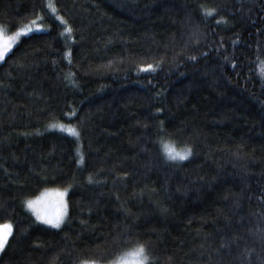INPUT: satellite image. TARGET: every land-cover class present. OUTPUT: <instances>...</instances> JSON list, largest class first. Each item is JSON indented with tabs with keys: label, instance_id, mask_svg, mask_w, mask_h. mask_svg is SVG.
Segmentation results:
<instances>
[{
	"label": "trees",
	"instance_id": "16d2710c",
	"mask_svg": "<svg viewBox=\"0 0 264 264\" xmlns=\"http://www.w3.org/2000/svg\"><path fill=\"white\" fill-rule=\"evenodd\" d=\"M34 22L0 61V264H264V0H0ZM64 189L59 228L24 205Z\"/></svg>",
	"mask_w": 264,
	"mask_h": 264
},
{
	"label": "snow or ice",
	"instance_id": "6c2138e0",
	"mask_svg": "<svg viewBox=\"0 0 264 264\" xmlns=\"http://www.w3.org/2000/svg\"><path fill=\"white\" fill-rule=\"evenodd\" d=\"M51 7V3L49 4ZM215 9H204V12L208 15L212 14ZM62 21L64 20L63 17H59ZM219 19H224L220 17ZM31 23V22H30ZM66 27L65 31L71 33L72 28L71 25L67 24V21H64ZM39 29L42 26L40 24H32L31 26H21L18 27L15 32L11 33V35L5 34V26L0 24V59H3L5 54L8 50L12 47V43L18 39L21 33H27L32 30V28ZM194 59V57H193ZM235 63V62H233ZM141 69H152L154 70V65L151 63L148 64H141ZM259 71L262 75H264V62L261 63L259 66ZM71 75V73H69ZM156 111H160L157 109ZM71 115V114H69ZM50 128H60L65 131L72 132L74 135L79 138V131L75 128L69 126L65 128V125L62 122H53L48 125ZM161 148L166 157L169 160H185L192 154V147L191 145H184L181 148H177L175 143L168 140H161ZM79 151V149H77ZM81 161L83 160V154H80ZM91 179V177H89ZM67 189L60 191L61 200L59 201V206L54 212H50L47 210V206L41 200L40 197L28 198L24 201L25 207L32 210L33 215L35 216L36 220L43 221L46 224L53 225L54 227L59 228L61 223L63 222L64 215L66 212V203L63 201L62 197L64 192ZM12 233V224L9 221H4L0 223V249L5 247V244L8 240L9 235ZM132 255L138 257L132 264H149L150 257L148 255L146 246L143 243H138L133 249L129 250ZM81 264H96V261H81ZM116 264H127L126 261L120 260L116 262Z\"/></svg>",
	"mask_w": 264,
	"mask_h": 264
},
{
	"label": "rangeland",
	"instance_id": "374dc122",
	"mask_svg": "<svg viewBox=\"0 0 264 264\" xmlns=\"http://www.w3.org/2000/svg\"><path fill=\"white\" fill-rule=\"evenodd\" d=\"M33 24H36L35 22ZM32 25V24H31ZM31 25H27V26H31ZM34 29L36 28H32L31 31H33ZM31 31L27 32V33H21L18 37V39H16L13 43H12V47L8 50V52L27 34H29ZM15 32V31H13ZM11 31H9L6 27H5V34L6 35H11V33H13ZM7 52V53H8ZM6 53V54H7ZM5 54V55H6ZM2 59H0L1 61ZM64 124V123H63ZM65 125V128H68L69 126L64 124ZM72 127V126H71ZM52 128H55V127H52ZM56 129H60V128H56ZM60 130H63V129H60ZM65 131V130H63ZM69 134L71 135H74L72 132H69L67 131ZM177 147V146H176ZM177 148H181V147H177ZM176 161V160H175ZM60 191L62 190H47L45 192H43L40 196L41 200L44 202V204L47 206V210L50 211V212H54L56 211V209L58 208L59 206V201L61 200V196H60ZM63 201L66 203V212H65V215H64V219H63V222L66 218V215H67V191L64 192L63 194V197H62ZM27 211L35 218V216L33 215L32 213V210L27 208ZM46 226H49V227H53V228H57V227H54L53 225H50V224H46L44 223L43 221H38ZM62 222V223H63ZM61 223V225H62ZM60 225V227H61ZM11 235V234H10ZM9 235V236H10ZM9 238V237H8ZM134 248V247H133ZM131 248V249H133ZM131 249H128L126 252H124L115 262L113 263H110V264H116V262L120 261V260H123V261H126L127 264H132L133 261H135L136 259H138V257L132 255V253L129 251ZM2 249H0V253H1ZM96 264H99V263H96Z\"/></svg>",
	"mask_w": 264,
	"mask_h": 264
}]
</instances>
